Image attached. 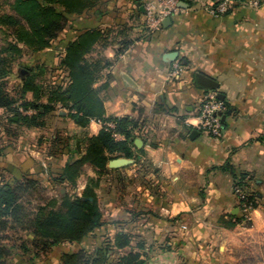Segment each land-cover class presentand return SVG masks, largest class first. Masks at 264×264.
I'll return each instance as SVG.
<instances>
[{"label": "crops", "instance_id": "crops-1", "mask_svg": "<svg viewBox=\"0 0 264 264\" xmlns=\"http://www.w3.org/2000/svg\"><path fill=\"white\" fill-rule=\"evenodd\" d=\"M146 1L99 0L68 16L59 34L63 50L87 30L104 34L89 57L102 56L111 65L102 68L93 86L100 90L105 117L139 120L136 138L142 145L132 147L130 164L101 175L96 189L100 228L39 257H33V250L26 257L16 255L13 264H59L63 253H92L103 239L112 240L120 232L130 235V243L109 251L112 259L125 250H139L142 264H264V0L257 5L232 0L221 14L210 11L211 0H176L165 15L169 23L152 31L144 25ZM153 1L160 8L169 0ZM124 42L129 45L118 52ZM171 51L178 58L165 62ZM175 64L182 70L171 78ZM196 72L218 82L217 91L228 103L218 138L185 123L207 92L195 84ZM56 113L69 119L66 108ZM102 126L91 120L88 134H97ZM193 129L197 133L190 138ZM33 130L0 118V181L27 176L66 192L51 177L64 164L62 141L71 132L64 126L58 142L54 133L36 144L28 134ZM239 175L245 176L244 189L254 198L247 224L239 221L233 191ZM105 176H110L108 183ZM88 177L96 173L85 164L76 185L83 183L82 189ZM137 240L141 248L133 245Z\"/></svg>", "mask_w": 264, "mask_h": 264}, {"label": "trees", "instance_id": "trees-1", "mask_svg": "<svg viewBox=\"0 0 264 264\" xmlns=\"http://www.w3.org/2000/svg\"><path fill=\"white\" fill-rule=\"evenodd\" d=\"M99 0H8L7 10L0 13V27L9 30L5 44L0 47V78L10 73V64L22 52L20 44L32 51L51 47L54 39L68 23L70 14H80L92 8ZM191 4V0H182ZM213 1V7L220 0ZM103 33L91 29L67 43L58 60L66 71V82L56 85L46 94L30 77L21 78V104L15 105L6 92L0 91V109L8 114L6 121L28 128H40L45 124V115L57 106L68 110V118L80 129L87 130L91 120H99L103 126L97 134H70L65 132L63 148L66 150L64 164L51 183L74 186L85 164L92 166L96 177H88L80 195L70 196L59 189V195L45 199L44 183L36 178L23 176L13 181H0V264H13L16 255L25 256L33 250V257H39L62 242H80L103 225V217L97 201L96 189L101 175L108 170L111 158L133 157L134 139L139 135V120L129 115L105 117V108L100 90L93 84L102 68L111 61L102 56L89 57L94 45L104 39ZM129 45L124 42L121 52ZM106 84L102 85L104 88ZM31 94V99L25 95ZM45 97L44 102H40ZM227 114L228 103L222 101ZM22 109H21V108ZM35 109L34 114L20 112ZM14 118H16L14 120ZM107 123H112L113 127ZM113 132L122 136L115 139ZM80 139V150L77 147ZM59 141L57 135L54 139ZM140 151V150H139ZM244 175L235 177V184L245 188ZM51 185V184H50ZM246 191V189H244ZM252 201L253 194L246 191ZM31 235V240L26 235ZM130 243L126 232L115 234L105 240L92 253L84 249L62 254L59 264H142L139 250L128 251L112 259L109 251L123 249ZM137 248L142 247L138 242ZM24 257V258H25Z\"/></svg>", "mask_w": 264, "mask_h": 264}, {"label": "rangeland", "instance_id": "rangeland-1", "mask_svg": "<svg viewBox=\"0 0 264 264\" xmlns=\"http://www.w3.org/2000/svg\"><path fill=\"white\" fill-rule=\"evenodd\" d=\"M8 0H0V13L7 10L6 2ZM9 30L0 27V47L5 44V40H11V37H8ZM20 47L22 48V52L19 55L12 56V58H15L13 61H11L10 64V73H8L7 76L0 78V91L3 90L6 92L14 101H16V106L21 104V96L23 95L20 90L21 86V78L19 76V70L21 69L23 71L22 75H25L26 77H31L34 82L41 88L43 94H46L51 88H53L56 85H63L66 82L65 75L63 74L62 68L58 65V59L63 53V45L62 40L59 39V35L54 39L52 42L51 47L40 50V51H32L28 49L27 47L20 44ZM28 99H31V94L25 95ZM45 97L41 98L40 102L45 101ZM21 108V107H20ZM64 107L57 106L56 110L63 109ZM22 109V108H21ZM20 109V112H25ZM32 112H29L27 114H34L35 109H28ZM56 110L49 112L45 115V124L41 126L40 128H36V130L29 131V137L36 140V144H39L40 142L44 141V139H49L51 135L56 133L58 135V131L62 129L64 126L67 127V130L71 132V134H81L83 132L88 133V130L80 129L75 125V127L71 128L72 121L70 119H66L65 116L60 117L56 113ZM67 110V109H66ZM9 113L6 111L0 109V118L5 119L7 118ZM68 114V110H67ZM51 115V117H49ZM53 115V116H52ZM67 123V124H66ZM69 125V127H68ZM70 128V129H69ZM43 137H45L43 139ZM110 176H105L104 180L107 181V183L110 181ZM82 181V180H81ZM83 184V183H81ZM80 183H75L74 186H66L61 185L64 189H66V192L70 196L74 195H80L82 189L79 187L81 185ZM58 186V185H56ZM44 187L46 188L43 192V196L45 199L58 196L59 190L55 187H50L48 184H44ZM59 187V188H62ZM105 241V239L102 240V243ZM140 240H137L134 242L133 245H137ZM123 252H128V250H125ZM123 254V253H122ZM120 254V255H122ZM116 255L114 258H117Z\"/></svg>", "mask_w": 264, "mask_h": 264}, {"label": "built area", "instance_id": "built-area-1", "mask_svg": "<svg viewBox=\"0 0 264 264\" xmlns=\"http://www.w3.org/2000/svg\"><path fill=\"white\" fill-rule=\"evenodd\" d=\"M176 0H169L164 2L160 8L156 7V3L153 0H147L144 4L145 19L144 25L149 31L156 30L160 27L165 15L172 10ZM232 0H220L214 7L211 6L210 11L215 14H221L227 11ZM252 3L257 5V0H253ZM182 67L180 64H175L170 71L171 78L178 77L181 73ZM225 106L222 101L217 98V92L215 90H207L204 94L198 112L185 120L188 127L195 128L202 131L212 137L218 138L222 134V120L218 113H223ZM32 112L31 110H25V113ZM108 126L113 127L112 123H107ZM115 139H122V136L116 132H113ZM234 195L237 199L238 211L240 213L239 221L247 224L251 221V213L254 208L252 201L248 198L246 191L241 186L234 184Z\"/></svg>", "mask_w": 264, "mask_h": 264}, {"label": "water", "instance_id": "water-1", "mask_svg": "<svg viewBox=\"0 0 264 264\" xmlns=\"http://www.w3.org/2000/svg\"><path fill=\"white\" fill-rule=\"evenodd\" d=\"M178 5H185V3L183 2H179ZM170 18L168 16L164 17L162 20V24L166 25L167 23H169ZM178 58V52L177 51H171L168 52L164 55V60L165 62H173ZM19 73L22 75L23 71L20 69ZM194 82L197 86H199L200 88L203 89H207V90H218V82H216L215 80H213L212 78L207 77L206 75L200 73V72H196L194 74ZM131 86V85H130ZM217 98L221 101H223L224 99V95L217 91ZM218 115L221 116V120L224 119V115L222 113H218ZM16 119V118H14ZM197 133V130L193 129L190 132L189 137L193 138V136ZM134 144L137 147H140L142 145V141L139 138H135L134 139ZM77 147L80 149V145L79 142H77ZM133 160L131 158H126V157H116V158H111L108 163H107V167L108 168H120L123 166H126L128 164H130Z\"/></svg>", "mask_w": 264, "mask_h": 264}]
</instances>
